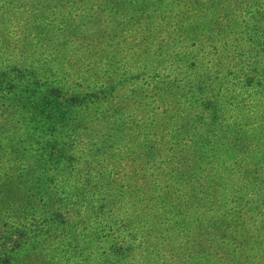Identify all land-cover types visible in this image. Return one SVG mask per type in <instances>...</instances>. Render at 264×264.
<instances>
[{"label":"clouds","instance_id":"obj_1","mask_svg":"<svg viewBox=\"0 0 264 264\" xmlns=\"http://www.w3.org/2000/svg\"><path fill=\"white\" fill-rule=\"evenodd\" d=\"M142 7L149 29L145 19L124 35L132 44L144 33L145 48L93 49ZM33 25L49 38L37 43ZM49 89L98 99L48 117L37 105ZM157 112L183 148L206 128L264 126V0H134L120 11L103 0H0V264H159L156 209L140 186L114 178L161 131L159 117L144 119Z\"/></svg>","mask_w":264,"mask_h":264},{"label":"trees","instance_id":"obj_2","mask_svg":"<svg viewBox=\"0 0 264 264\" xmlns=\"http://www.w3.org/2000/svg\"><path fill=\"white\" fill-rule=\"evenodd\" d=\"M13 2L24 4L27 0ZM58 2L86 3L89 0ZM103 2L120 11L134 0ZM136 2L149 5L163 0ZM138 11L141 15L130 17L134 22L125 25L129 31L145 19L149 22L143 24L144 29L150 27L151 14L143 15L147 8ZM38 28L34 25L32 29ZM137 34L131 32L134 41ZM139 35L140 39L132 44L125 35L120 44L129 49L145 48V44H141L148 36L142 32ZM34 39L40 41L37 36ZM247 83L251 84V78ZM33 84L32 94H35L41 84L39 81ZM109 92L114 94L115 86H111ZM94 94L66 97L60 89H49L47 95H41L37 108L42 114L47 111L50 117L62 103L78 105L96 101L98 94ZM209 106L205 105L206 108ZM165 111L160 109V112ZM157 117L159 123L153 127H159L161 131L152 133L153 138L142 153L122 160L114 178L140 186L151 207L156 209L152 214L153 228L165 241L157 255L159 264H264V126L249 129L248 121L243 125L235 122L230 131L220 136H216L212 128H206L193 145L183 148L179 141L173 143L175 134L168 137L163 131L166 124L159 112L152 119L148 115L144 119L152 123ZM218 119L215 114L211 118L213 123ZM149 168L154 171H147ZM207 236L211 238L207 239ZM225 243H230L232 250L222 257L218 253L225 251L222 247ZM206 246L212 251L209 252ZM126 250L133 251L131 247Z\"/></svg>","mask_w":264,"mask_h":264},{"label":"rangeland","instance_id":"obj_3","mask_svg":"<svg viewBox=\"0 0 264 264\" xmlns=\"http://www.w3.org/2000/svg\"><path fill=\"white\" fill-rule=\"evenodd\" d=\"M37 26H39V28L37 30L36 29L35 30L32 29V32L35 34L34 36H37V37L40 38V41L37 42V43H40L41 41L47 40L49 37H47V35L45 33V29L41 25H37ZM33 27H34V25H33ZM128 28L129 27H125V29L123 31H119V32L113 31V32H111V36H110V32L101 33L98 41H96V44L93 45V49L95 50V47L96 46H98L100 43H104L105 41L108 42V47H112V43H110V37H111V40L112 41H116V43L120 44L121 41L125 40L124 39V36L125 35H122L121 36L120 34L125 33V32H128L129 31ZM132 35H135V33L133 32ZM77 41H78V46L84 47V48H87V47H89V45L93 44L92 39L89 36H86V35L85 36L77 37ZM144 44H145V42H143L141 44V46L144 45ZM92 63L95 64L96 62L95 61H92ZM153 86L154 85H152L151 88ZM93 94H94V92H93ZM121 164H119L120 167H118V168H121ZM116 174H117V172L115 171L114 176ZM209 238H211V237L210 236H207V239H209ZM226 242H228V241H226ZM222 247H223V249L225 251H220L218 253V255L219 256H222V257H226L227 256V252L232 250V245L230 243H225V244L222 245ZM206 248L208 249L209 252L212 251L211 249L209 250L208 246H206Z\"/></svg>","mask_w":264,"mask_h":264}]
</instances>
